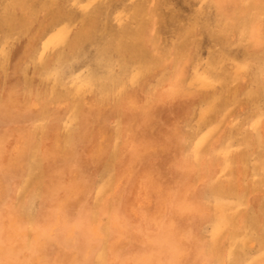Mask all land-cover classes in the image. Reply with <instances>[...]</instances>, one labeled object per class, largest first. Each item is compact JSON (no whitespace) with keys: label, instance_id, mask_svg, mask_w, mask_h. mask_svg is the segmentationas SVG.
Listing matches in <instances>:
<instances>
[{"label":"rangeland","instance_id":"obj_1","mask_svg":"<svg viewBox=\"0 0 264 264\" xmlns=\"http://www.w3.org/2000/svg\"><path fill=\"white\" fill-rule=\"evenodd\" d=\"M117 2L0 0V264L264 263V101L251 114L247 98L258 66L264 88V0L205 11L211 33L191 23L162 52L149 34L169 11Z\"/></svg>","mask_w":264,"mask_h":264},{"label":"bare ground","instance_id":"obj_2","mask_svg":"<svg viewBox=\"0 0 264 264\" xmlns=\"http://www.w3.org/2000/svg\"><path fill=\"white\" fill-rule=\"evenodd\" d=\"M110 1H118L117 3H119L120 4V0H110ZM230 1H232V0H173V1H169V0H159V2H160V4H162V7H161V10H160V16H163V15H166V13H167V11H169V15L170 16H174L175 18H170V16H166V17H164L165 19L164 20H159V17H157L156 19H157V21H153V28H152V31H151V33L149 34V40H150V42H152V44H154L155 45V48H159V50H161V52L162 51H169V50H177V48H179L180 49V47L182 46V45H184V43H183V38H184V36L187 34V32H188V30H189V25L192 23V24H195V27L197 28V29H199L202 33H205V34H209V33H211L214 29L213 28H211V26L208 24V23H205L204 21H203V17L206 15V14H204V12L205 11H207V10H209L211 13L213 12L214 13V11H215V15L217 16L218 14V12L219 13H225V11L227 12V6H225L226 5V3H228V2H230ZM233 1H239V2H241L242 0H233ZM168 4L167 5V7L166 8H163V4ZM150 9V8H149ZM212 9H214V10H212ZM212 10V11H211ZM168 14V13H167ZM147 16V14L145 15V17ZM148 17H152L151 15H148ZM218 25L220 26V28H222V29H227V28H229V27H232L233 29H235L236 31H240V30H244V29H246L245 28V26H243V27H241L240 25H238V24H233V23H231V22H226V20H222L221 22H219L218 23ZM247 30V29H246ZM252 32H253V30H252ZM255 34V33H254ZM181 35V36H180ZM168 36H171V38H168ZM183 36V37H182ZM218 37H220V39H222V41L221 42H223V44H227V40L225 39V38H223L222 36H218ZM249 40H251V42H254V38H252V37H249ZM243 41L241 40V43H242ZM115 43V40L113 41V44ZM112 44V45H113ZM201 45H204L203 44V42L201 43ZM228 46V45H227ZM226 45H223L222 47L224 48V47H227ZM112 47H114V48H117V46L116 45H114V46H112ZM208 58L209 57H206V60H208ZM81 61H83V62H85L82 58L80 59ZM97 61V60H96ZM104 62H106V61H104ZM95 73L93 72V71H91L90 72V74L89 75H91V76H93ZM106 84V83H105ZM198 90V89H197ZM178 93V92H177ZM88 105V104H87ZM150 105V104H149ZM90 106V105H89ZM91 106H93V105H91ZM231 126V125H230ZM242 128V127H241ZM239 130H240V127L238 128ZM228 130V129H227ZM250 130V129H249ZM189 131H191V130H189ZM247 131V130H246ZM192 132H193V130H192ZM245 133V132H244ZM191 134V133H190ZM226 136V135H225ZM228 136V135H227ZM244 136H245V134H244ZM248 136V135H247ZM101 137V136H100ZM249 137V136H248ZM29 138V137H28ZM224 138V137H223ZM243 138V137H242ZM101 139V138H100ZM186 139V138H185ZM244 139V138H243ZM243 139H242V142H243ZM33 141V140H32ZM99 141V140H98ZM224 141H227V139H225ZM251 141V140H250ZM250 141H249V143H250ZM185 142H187V141H185ZM219 143H220V141H219ZM255 144H256V142H255ZM186 145V144H185ZM243 145V144H242ZM259 145V144H258ZM256 146V145H255ZM243 147V146H242ZM261 147V146H260ZM97 148H98V144H97ZM95 149H96V147H95ZM99 149V148H98ZM182 149H184V148H182ZM243 149V148H242ZM258 149H261V148H257V150ZM101 150V149H100ZM248 150V149H247ZM183 151V150H182ZM184 152V151H183ZM207 152V151H206ZM248 152V151H247ZM246 153V152H245ZM243 156H244V154H242ZM246 155V154H245ZM255 155V154H254ZM247 156V155H246ZM258 156V155H257ZM245 157V156H244ZM246 158V157H245ZM264 157L262 156V158L261 159H263ZM177 160V159H176ZM173 163V162H172ZM248 163V162H247ZM259 163V162H258ZM174 164V163H173ZM256 165V164H255ZM247 167V166H246ZM255 167V166H254ZM260 167V166H259ZM191 168V167H190ZM244 168V167H243ZM85 169V168H84ZM94 171H95V169H94ZM259 171V170H258ZM74 172V171H73ZM191 172V171H190ZM83 173V172H82ZM81 173V174H82ZM88 173V172H87ZM86 173V174H87ZM206 174V173H205ZM12 175H14V174H12ZM101 175V174H100ZM210 175V174H209ZM211 176V175H210ZM243 176V175H242ZM16 177V176H15ZM18 177V176H17ZM20 177V176H19ZM128 177V176H127ZM187 177V176H186ZM185 177V178H186ZM207 177L208 176H206V179H207ZM255 177V176H254ZM10 179V178H9ZM11 179H14V178H11ZM23 179V178H22ZM16 180V179H15ZM20 180V179H19ZM257 180V179H256ZM206 181V180H205ZM8 182V181H7ZM10 182V181H9ZM16 182V181H15ZM21 182V181H20ZM208 182V181H207ZM259 183H260V181H259ZM38 184V183H37ZM206 184V183H205ZM17 185H19V184H17ZM4 186V185H3ZM39 186V185H38ZM89 186V185H88ZM258 187V186H257ZM259 187H260V184H259ZM6 188H7V186H6ZM38 188V187H37ZM14 189H15V187H14ZM262 189H264V188H262ZM9 190V189H8ZM34 190H35V188H34ZM87 190V189H86ZM91 190V189H90ZM36 192L38 193V191H37V189H36ZM54 192V191H53ZM7 193H8V191H7ZM15 193H17V192H15ZM10 194V193H9ZM18 194V193H17ZM47 194V193H46ZM53 194H55V193H53ZM201 194H203V193H201ZM212 194V193H211ZM12 195V194H11ZM35 195H37L36 193H35ZM45 195V194H44ZM109 195V194H108ZM107 195V196H108ZM29 196H31V195H29ZM56 196V195H55ZM213 196V195H212ZM33 197V196H32ZM54 197V196H53ZM202 197V196H201ZM259 197H261V196H259ZM4 198V197H3ZM30 198V197H29ZM37 198V197H36ZM115 198V197H114ZM208 198V197H207ZM31 199V198H30ZM39 199V198H38ZM40 199L42 200V195H41V197H40ZM110 199V198H109ZM113 199V198H112ZM205 199V198H204ZM263 199V198H262ZM26 200H27V198H26ZM40 200V201H41ZM51 200V199H50ZM104 200V199H103ZM102 200V201H103ZM114 200V199H113ZM213 200V199H212ZM225 200H228V199H225ZM253 200V199H252ZM4 201V200H3ZM28 201V200H27ZM36 201V200H35ZM39 201V200H38ZM117 201V200H116ZM26 202V201H25ZM24 202V203H25ZM29 202H30V200H29ZM103 202H106V201H103ZM102 202V203H103ZM226 202H228V201H226ZM225 202V203H226ZM23 203V202H22ZM31 203V202H30ZM29 203V204H30ZM45 203H46V201H45ZM101 203V204H102ZM5 204V203H4ZM26 204H28V203H26ZM28 204V205H29ZM42 204V203H41ZM84 204V203H83ZM248 204V203H247ZM23 205V204H22ZM43 205V204H42ZM70 205V204H69ZM110 205V204H109ZM24 206V205H23ZM22 206V207H23ZM98 206V205H97ZM96 206V207H97ZM100 206H102V205H100ZM103 206H104V203H103ZM106 206V205H105ZM104 206V207H105ZM116 206V205H115ZM231 206H232V204H231ZM36 207H37V205H36ZM40 207V206H39ZM45 207V206H44ZM106 207H108V204H107V206ZM109 207H111V206H109ZM228 207V206H227ZM19 208H20V206H19ZM24 208H25V206H24ZM23 208V209H24ZM32 208V207H31ZM30 208V209H31ZM43 208V207H42ZM41 208V209H42ZM101 208V207H100ZM113 208V207H112ZM1 209V208H0ZM98 209H99V207H98ZM264 209V208H263ZM20 210V209H19ZM18 210V211H19ZM36 210H38V209H36ZM45 210V209H44ZM107 209H105L104 210V212L106 211ZM22 211V210H21ZM26 211H27V209H26ZM62 211V210H61ZM72 211H74V210H72ZM71 210H70V212H72ZM108 211H109V209H108ZM145 211V210H144ZM264 211V210H263ZM34 212V211H33ZM243 212V211H242ZM260 212H262V211H260ZM30 213H32V212H30ZM30 213H27V214H30ZM103 213V212H102ZM39 214V213H38ZM37 214V215H38ZM45 214V213H44ZM43 214V215H44ZM79 214V213H78ZM106 214V213H105ZM250 214V213H249ZM66 215V214H65ZM202 215H203V213H202ZM29 216V215H28ZM246 216H247V213H246ZM36 217V216H35ZM29 218V217H28ZM27 218V219H28ZM33 218H34V214H33ZM40 218V217H39ZM63 218H65V217H63ZM156 218H158V217H156ZM242 218V217H241ZM249 218H250V216H249ZM159 219H161L162 220V218L160 217ZM26 220V219H25ZM33 220V219H32ZM35 220H36V218H35ZM160 220V221H161ZM184 220V219H183ZM251 220L252 219H249V221L251 222ZM16 221V220H15ZM65 221V220H64ZM157 221H159V220H157ZM187 221V220H186ZM215 221V220H214ZM213 221V222H214ZM31 222L32 221H30V224H31ZM66 222V221H65ZM125 222V221H124ZM173 222H174V220H173ZM212 222V221H211ZM21 223V222H20ZM24 223V222H23ZM33 223V222H32ZM121 223V222H120ZM123 223V222H122ZM155 223H157V222H155ZM175 223V222H174ZM242 223V222H241ZM241 223H239V225L241 224ZM209 224V223H208ZM250 224V223H249ZM253 224V223H252ZM262 224H263V222H262ZM17 225V224H16ZM20 225V224H19ZM54 225V224H53ZM123 226H124V224H122ZM176 224H174V226H175ZM179 225V224H178ZM205 225V224H204ZM21 226V225H20ZM26 226V225H25ZM210 226V225H209ZM235 226V225H234ZM241 226V225H240ZM251 226V225H250ZM19 227V226H18ZM51 227V226H50ZM55 227V226H54ZM127 227V226H126ZM172 227V226H171ZM171 227H170V229H171ZM175 227H177V226H175ZM242 227V226H241ZM264 227V226H263ZM35 228V227H34ZM99 228H100V226H99ZM181 228H183V227H181ZM196 228V227H195ZM250 228V227H249ZM28 229V228H27ZM26 229V230H27ZM31 229V228H30ZM173 229V228H172ZM238 229V228H237ZM32 230V229H31ZM125 230H126V228H125ZM189 230H191V229H189ZM201 230V229H200ZM233 230V229H232ZM256 230V229H255ZM264 230V229H263ZM27 231H29V230H27ZM101 231L103 232V230L101 229ZM149 231V230H148ZM171 231V230H170ZM202 231V230H201ZM238 231V230H237ZM246 231V230H245ZM51 232V231H50ZM49 232V233H50ZM76 232H77V230H76ZM128 232V231H127ZM172 232V231H171ZM262 232H264V231H262ZM27 233V232H26ZM34 233V232H33ZM56 233H57V231H56ZM105 233H106V231H105ZM126 232H124V234H125ZM181 233V232H180ZM190 233V232H189ZM192 233V232H191ZM107 234V233H106ZM126 234H128V233H126ZM193 234V233H192ZM202 234H204L203 232H202ZM201 234V235H202ZM234 234V233H233ZM248 234V233H247ZM260 234V233H259ZM258 233L256 234V235H259ZM30 235V234H29ZM28 235V236H29ZM130 235V234H129ZM150 235H152V234H150ZM182 235V234H181ZM204 235H206V234H204ZM241 235H242V232H241ZM251 235H252V233H251ZM21 236V235H20ZM40 237H41V235H39ZM102 236V235H101ZM186 236V235H185ZM188 236H189V234H188ZM187 236V237H188ZM198 236V235H197ZM207 236V235H206ZM204 237V238H207V237ZM245 236V235H244ZM260 236V235H259ZM258 236V237H259ZM262 236H263V234H262ZM52 237H54V234H53V236ZM153 237V236H152ZM163 237V236H162ZM183 237V236H182ZM200 237V236H199ZM253 237V236H252ZM36 238V237H35ZM55 238V237H54ZM60 238V237H59ZM179 238H181V237H179ZM189 238H193L192 236L191 237H189ZM197 238V237H196ZM222 238H223V236H222ZM6 239V238H5ZM41 239V238H40ZM52 238H50V240H51ZM106 239V238H105ZM130 239V238H129ZM186 239V238H185ZM201 239H203V238H201ZM253 239V238H252ZM261 239V238H260ZM7 240V239H6ZM5 240V241H6ZM28 240V239H27ZM38 240H39V238H38ZM60 240V239H59ZM59 240H58V242H59ZM74 240V239H73ZM73 240L72 241H70L69 240V242H73ZM100 240V239H99ZM126 240V239H125ZM151 240H152V238H151ZM161 240V239H160ZM188 240V239H187ZM222 240H224V239H222ZM249 240V239H248ZM254 240V239H253ZM252 240V241H253ZM4 241V242H5ZM9 241H10V239H9ZM68 241V240H67ZM66 241V242H67ZM131 241V240H130ZM129 241V242H130ZM205 241V240H204ZM229 241V240H228ZM22 242V241H21ZM27 242V241H26ZM48 242H49V240H48ZM52 242V241H51ZM61 242V241H60ZM63 242V241H62ZM62 242H61V244H62ZM65 242V243H66ZM93 242V241H92ZM102 242V241H101ZM132 242V241H131ZM148 242V241H147ZM200 242H201V240H200ZM249 242V241H248ZM88 243V242H87ZM134 243V242H133ZM145 243H146V241H145ZM149 243V242H148ZM151 243H152V241H151ZM221 243V242H220ZM253 243V242H252ZM68 244H70V243H68ZM127 244V243H126ZM125 244V245H126ZM147 244V243H146ZM158 244V243H157ZM156 244V245H157ZM202 244V243H201ZM200 244V245H201ZM264 244V243H263ZM94 245V244H93ZM232 245H234V244H232ZM252 245V244H251ZM260 245H261V243H260ZM1 246H3L2 244H1ZM12 246H14V245H12ZM50 246V245H49ZM61 246H63V245H61ZM91 246V245H90ZM89 246V247H90ZM141 246V245H140ZM165 246H167V245H165ZM199 246V245H198ZM203 246V245H202ZM18 247H20V246H18ZM87 247H88V245H87ZM92 247V246H91ZM90 247V248H91ZM194 247H196V246H194ZM223 247V246H222ZM239 247V246H238ZM3 248V247H2ZM26 248V245L24 246V249ZM108 248H110V247H108ZM151 248V247H150ZM150 248H149V251H150ZM199 248V247H198ZM204 248V247H203ZM224 248V247H223ZM229 248V247H228ZM254 248H255V246H254ZM253 248V249H254ZM262 248V247H261ZM1 249V248H0ZM14 249V248H13ZM18 249V248H17ZM22 249H23V247H22ZM21 249V250H22ZM155 249H158V248H155ZM154 249V250H155ZM162 248H160L159 250H161ZM181 249V248H180ZM183 249V248H182ZM19 250V249H18ZM172 250V249H171ZM197 251H198V249H196ZM200 250V249H199ZM221 250V249H220ZM244 250H246V249H244ZM121 251V250H120ZM238 251V250H237ZM240 251V250H239ZM0 252H1V250H0ZM3 252V251H2ZM15 252V251H14ZM151 252V251H150ZM201 252H202V250H201ZM201 252H198V253H201ZM204 252V251H203ZM219 252V251H218ZM228 252V251H227ZM226 252V254H228ZM234 252V251H233ZM13 253V252H12ZM11 253V254H12ZM24 252H22V254H23ZM77 253V252H76ZM248 253V252H247ZM253 253V252H252ZM140 254V253H139ZM161 254V253H160ZM179 254V253H178ZM240 254V253H239ZM14 255V254H13ZM142 255V254H141ZM140 255V256H141ZM143 255H144V253H143ZM148 255V254H147ZM158 255V254H157ZM180 255V254H179ZM231 255V254H230ZM86 256V255H85ZM133 256V255H132ZM131 256V257H132ZM139 256V255H138ZM137 256V257H138ZM146 256V255H145ZM149 256V255H148ZM152 256V255H151ZM154 256V255H153ZM171 256H173V258H174V254H172V252H171ZM197 256H199V255H197ZM228 256H229V254H228ZM235 256V255H234ZM251 256H253V255H251ZM250 256V257H251ZM25 257V256H24ZM127 257V256H126ZM155 257V256H154ZM176 258H178V255H176L175 256ZM200 257V256H199ZM210 258H211V256H209ZM220 257V256H219ZM222 257V256H221ZM233 257V256H232ZM240 257H241V254H240ZM245 257V256H244ZM249 257V258H250ZM82 258V257H81ZM95 258V257H94ZM93 258V259H94ZM115 258V257H114ZM128 258V257H127ZM135 258H136V256H135ZM140 258V257H139ZM156 258H158V257H156ZM155 258V259H156ZM169 258V257H168ZM210 258H208V259H210ZM223 258V257H222ZM236 258V257H235ZM14 259H16V258H14ZM40 259V257H38V260ZM85 259H86V257H85ZM149 259V258H148ZM159 259V258H158ZM157 259V261H159ZM207 259V260H208ZM227 259V258H226ZM225 259V260H226ZM228 259H229V257H228ZM80 260V259H79ZM97 260V259H96ZM144 260V259H143ZM151 260H152V257H151ZM151 260H150V262H151ZM169 260H170V258H169ZM204 260H205V258H204ZM240 260V259H239ZM247 260V259H246ZM19 261V260H18ZM23 261H24V259H23ZM136 261V260H135ZM141 261V260H140ZM145 261V260H144ZM215 261V260H214ZM233 261H235V259L233 260ZM237 261V260H236ZM259 261H260V259H259ZM15 262V261H14ZM13 262V263H14ZM102 262V261H101ZM175 262V264L177 263V261H174ZM229 262V261H228ZM244 262H246V261H244ZM43 263V262H42ZM92 263V262H91ZM105 263V262H104ZM133 263V262H132ZM145 263V262H144ZM147 263V262H146ZM155 263L157 264V262L155 261ZM237 263H238V261H237ZM11 264H12V260H11ZM74 264V263H73ZM121 264V263H120ZM137 264V263H136ZM151 264V263H150ZM159 264V263H158ZM232 264H233V262H232ZM262 264H264L263 262H262Z\"/></svg>","mask_w":264,"mask_h":264},{"label":"crops","instance_id":"obj_3","mask_svg":"<svg viewBox=\"0 0 264 264\" xmlns=\"http://www.w3.org/2000/svg\"><path fill=\"white\" fill-rule=\"evenodd\" d=\"M261 68H262V66H258L255 68V70H251V74H250L251 76H249V79H251V81L253 80L252 82H250L253 95L250 97H247V98H249V100L257 101V103H255V106L252 108L251 114H254V111H256V110L261 109V107H262L261 105L264 101V88L262 85L263 81H262V79L259 75V72H258V70ZM232 133H233V129L225 130V133L223 134L224 138L222 137V139H223L222 141H223V143H225V145H228V143H230ZM225 139H227V141H224ZM249 141H250V143H249ZM255 142H256V144H255ZM260 146L261 145H260V143L256 137V134L253 133L251 130L247 129V131L245 132V140L243 139V142H242V140L240 141L241 151H240V153H238L239 162L242 165L248 166L250 161H251V157L253 156V153L257 156V153L260 152L259 149L257 150V148H260ZM242 154H244V156L246 158ZM243 170H244V168H243Z\"/></svg>","mask_w":264,"mask_h":264}]
</instances>
